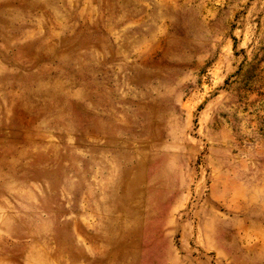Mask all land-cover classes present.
<instances>
[{"label": "rangeland", "instance_id": "1", "mask_svg": "<svg viewBox=\"0 0 264 264\" xmlns=\"http://www.w3.org/2000/svg\"><path fill=\"white\" fill-rule=\"evenodd\" d=\"M0 264H264V0H0Z\"/></svg>", "mask_w": 264, "mask_h": 264}]
</instances>
